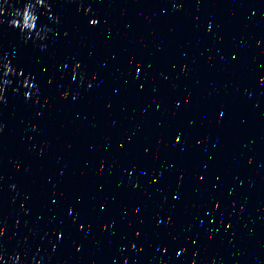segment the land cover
<instances>
[{
  "label": "clouds",
  "instance_id": "9594fccd",
  "mask_svg": "<svg viewBox=\"0 0 264 264\" xmlns=\"http://www.w3.org/2000/svg\"><path fill=\"white\" fill-rule=\"evenodd\" d=\"M5 2H7V0H5ZM25 8V7H24ZM85 11H88V10H85ZM15 17H19V15L17 14V15H15ZM93 21H94V23H93ZM9 25L11 26V27H18L19 26V23H20V19H11L9 22ZM98 23V21L96 20V19H92L91 21H90V24L92 25V26H95L96 24ZM209 30H210V28H211V25L209 24ZM78 65V64H77ZM9 66H11L10 64H8V63H5V64H3V69H4V75L5 76H8V75H15L16 74V69H15V67H13V66H11V68H12V71L10 72L9 71ZM79 66V65H78ZM75 67V66H74ZM4 83L5 84H10L11 83V81L10 80H5L4 81ZM49 83H50V81H49ZM261 83H264V77H262L261 78ZM33 85V87H29V88H34L35 87V85L34 84H32ZM24 86H25V80H24ZM4 87L3 86H0V100H3L4 99V96H3V92H4ZM15 91V90H14ZM63 97L64 98H67V93H64L63 94ZM25 98L26 99H28V98H30V94L29 93H25ZM37 103L39 102L38 100L36 101ZM0 131H2V127H0ZM17 167H19V166H17ZM14 187V186H13ZM5 234V229L3 228V227H0V237H2L3 235ZM138 234V233H137ZM177 255H179V253L177 254ZM124 264H127V260H125V262H124Z\"/></svg>",
  "mask_w": 264,
  "mask_h": 264
}]
</instances>
